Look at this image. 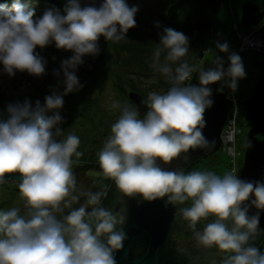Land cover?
<instances>
[{"label": "clouds", "instance_id": "clouds-1", "mask_svg": "<svg viewBox=\"0 0 264 264\" xmlns=\"http://www.w3.org/2000/svg\"><path fill=\"white\" fill-rule=\"evenodd\" d=\"M137 11L125 0H101L98 5L95 0L83 5L82 0H67L63 13L52 7L34 20V10L20 0H13L11 7L0 5V64L9 77L17 72L45 74L47 62L36 52L38 47L54 42L57 49L73 53L61 62L63 93L54 91L45 97L44 106L36 101L35 108L28 100L10 104L9 118L0 121V184L6 174L19 173L26 209L24 214L16 207L0 211V264H116L113 253L122 249L125 239L124 232L116 230L123 217L117 213V219L98 206L106 190L77 194L73 157L78 162L83 155L78 151L80 139L74 133L59 139L64 133L58 126L62 117L45 113L61 109L63 97L82 87L75 70L85 55L99 53L100 37L107 42L126 39L136 26ZM188 44L182 32L163 29L154 58L172 86L163 94L149 93L143 118L137 109L113 103L121 115L98 153L100 169L125 196L140 195L147 201L167 196L174 205L191 201L181 210V219L189 222L199 245L226 254L222 264H264V253L252 244L259 234V215L249 217L243 206L254 196L251 204L264 210V183L243 181L235 170L220 176L211 171H164L157 165L189 149L210 147L202 133L204 113L213 103L207 85L227 78L235 91L237 81L246 76L241 57L232 53L226 71L216 58L215 69L199 71L200 87L186 83L194 72L183 59ZM217 48L228 51L227 43ZM81 195L87 197L84 204L73 207ZM209 217L212 222L198 230L197 224Z\"/></svg>", "mask_w": 264, "mask_h": 264}, {"label": "rangeland", "instance_id": "rangeland-1", "mask_svg": "<svg viewBox=\"0 0 264 264\" xmlns=\"http://www.w3.org/2000/svg\"><path fill=\"white\" fill-rule=\"evenodd\" d=\"M56 1L58 2H55L54 7L58 8L61 13H63V8L67 0ZM90 2L91 0H82V5L88 4ZM100 2L101 0H95L97 5ZM125 2L129 5V7L138 8L136 14L140 16L139 18H141L142 23L148 26L147 30L152 28L157 29V22L159 25H161V20L158 18L156 13L165 14V8L163 5H161V7L158 6L159 0H125ZM245 2L255 4L260 9H262L264 4V0H227V3L218 8L215 13V29L213 31L216 34L219 33L221 37H225V40L224 42L218 41L216 39V34H214V32L212 33L213 37L215 38L213 39V44L211 47L203 50L201 57L195 60L193 64V75L195 73L197 74V72L199 74V71L206 66L205 64L207 62H212L213 59L215 60L216 58H220L222 59V62H228V57L232 53L236 54V51L234 50L235 37L234 34H232L233 29H238L239 27L240 30L245 32H248L251 29L250 27L244 29L239 26L241 5ZM20 3L26 5L29 9H33L35 8L36 0H20ZM0 5L4 4L0 2ZM8 6L11 7V4ZM44 13L45 11H36L33 19L38 20L42 18ZM218 43H227L228 51H219L217 48ZM98 47L99 53L97 55H88L85 58V61L87 62L86 66L91 68L93 66L95 57H98L99 71L101 68H104L107 62L105 59V43L99 40ZM36 52L47 62L46 67L48 74L46 76V81L42 84L41 76L36 77L29 75L27 72H17L19 76L14 80H19L20 83L13 84L12 80H10V77L3 72V65L0 64V100L9 97L12 99L11 102L13 105L15 104L14 100L18 98L19 103H23L25 100H28L31 103V106L35 108L36 101H39L41 106H44L45 97L51 95L54 91L58 93L64 92V76L63 71L61 70V62L63 60L69 59L73 53L71 51L57 49L54 42L43 49L38 47ZM189 53L190 49L188 51V55ZM188 55L186 57H188ZM238 55L241 57L246 76L245 78L239 79L237 81V87L242 90V99H245L248 97L251 89L254 87L260 73V69L256 67L255 64L264 62V59L260 53L251 50L240 52ZM112 57H110L111 60H114V56ZM79 66L75 70V75L78 77V80H80L82 77L78 70ZM111 70L112 72L105 71L104 69V75H102L95 85L88 89L84 94L77 90L64 96V104L61 109L47 111L45 113L46 116L50 117L55 112H58L62 117V123L58 126L64 130V133L62 137H59V139H63L68 134L72 133L76 134L80 139L78 151L82 152L83 155L80 157L79 161L82 163L91 164V167L86 171L85 175H83L85 181L79 188V190L83 192H90L91 188L95 186V184L103 185L110 180L103 176L102 170L99 166L98 153L111 134V126L121 115V108L127 105L129 108L135 109L134 105L129 101L127 96V94L131 92L128 84L132 82L134 86L140 90L142 94H144V100L146 101H143L145 104L148 103L149 93L156 92L163 94L166 93L171 87H166L164 85V82H167L168 78L158 71L157 61L151 62L148 73L141 77L132 74V70L130 71L129 69L121 68L119 65L113 64L111 66ZM54 72H59V75H54ZM118 76L122 80L123 84L121 83V88L123 90H120L118 86L120 84L116 81V77ZM134 92L142 96L141 93L136 91ZM82 100L85 101L87 106V113H85L84 119L77 117L81 113L80 101ZM114 102H119L121 108H113L112 105ZM146 113L147 112L145 111L142 115H140V118H143ZM0 121L5 120L1 119L0 117ZM239 129L240 134L238 135L235 144V152H237V156H239L238 159L237 156L235 159V161L238 163L236 166L237 175L239 173L243 159L245 137L248 130L250 129V127L247 126V122L244 120V115L239 121ZM73 158L76 161V158ZM75 161L73 166L77 165ZM230 163L231 159L228 157V155L223 150H218L211 157L197 161L192 165L194 166L195 171H211L217 175L223 176L229 171ZM7 190L2 186L0 187V201L3 203L0 207V211H6L12 207H16L20 209L21 214H24L23 210L25 209V201L23 200L20 192L15 193L14 191L13 194L15 193V196L11 198L12 192ZM107 193L108 192H106V194ZM190 205L191 201L185 203L177 202L176 208L178 212H181L183 208L190 207ZM213 219V217H209L207 220H201L197 226L212 222ZM183 224V226H185L183 227V230L186 232L190 231L191 228L188 227L189 222L184 220ZM225 255L226 254L221 252L218 248L212 247L202 255L199 264H222V259Z\"/></svg>", "mask_w": 264, "mask_h": 264}, {"label": "water", "instance_id": "water-1", "mask_svg": "<svg viewBox=\"0 0 264 264\" xmlns=\"http://www.w3.org/2000/svg\"><path fill=\"white\" fill-rule=\"evenodd\" d=\"M258 10L259 7L255 4L243 3L239 26L244 29L258 26L264 16V4L261 12ZM255 66L260 69L259 76L248 97L241 101L244 120L250 123L251 127L245 137L238 178L248 182L264 183V62L257 63ZM228 67V64L223 62L225 71ZM215 68L216 63L213 60L203 70ZM221 81L207 85L211 90L209 98L213 103L204 113L206 123L202 133L210 147L189 149L187 153H182L186 161L178 162L174 159L165 164L158 160L157 165L162 170L171 171L176 168L182 172L184 167L211 157L220 149L222 128L232 112L231 100L227 99V92L225 90L221 92ZM193 86H201L199 76ZM127 96L139 115H142L147 108L142 96L135 92H129ZM12 182L19 187V183L22 182L21 175L19 173L6 174L4 183ZM252 199L254 196L250 197V200L246 201L243 206L248 208L249 217L259 215V234L252 241L253 244L264 236V210L255 208L251 204ZM113 212L123 217V223L117 225L116 230L123 231L125 234L122 249L113 253L116 264H194L196 258L209 249L199 245L194 237L185 252L178 250V243L181 241L176 240L174 236L175 232L181 228V221L184 219H181L176 205L168 203L167 196L147 201L140 195L128 197L120 192Z\"/></svg>", "mask_w": 264, "mask_h": 264}, {"label": "trees", "instance_id": "trees-1", "mask_svg": "<svg viewBox=\"0 0 264 264\" xmlns=\"http://www.w3.org/2000/svg\"><path fill=\"white\" fill-rule=\"evenodd\" d=\"M0 2L4 5H10L12 4L13 0H0ZM55 2L58 1L36 0L35 8L31 10H34L35 14L36 11L38 12L46 11L49 8L54 7ZM225 3H227V0H159L158 6L159 7H161V5L164 6L165 14L156 13L158 18L161 20V25L160 27H157V29L152 28L150 30H147L148 26L142 23L141 18H139L140 16L136 14L135 15L136 26L128 30V32L126 33L125 40H121L119 42H113V41L107 42L104 39V37H100L99 40L104 42L106 45L105 59L107 63L105 64L104 68H101L98 71V65H99L98 57H95L93 66L91 68H88L86 66L87 62L85 61V58L88 55H85L83 57V64H81L78 69L79 73L82 75L81 79L79 80L80 85H82V87L79 89V92L84 94L88 89L92 88L95 85V83L99 80V78L102 75H104V71H103L104 69L105 71L112 72L111 66L113 64L119 65L121 66V68L124 69H129L130 71L132 70L133 71L132 74H135L139 77L147 74L149 71L150 63L156 61L154 58L155 51L157 47L160 46L159 45L160 34L163 33V29L165 27L172 28L178 32H182L185 36L188 37L189 39L188 49H190V53L188 57L183 59L186 60L190 66L193 67L195 60L201 57L202 51L212 46L213 44L212 33L214 32L213 30L215 29L214 28L215 13L217 9L220 8L222 5H224ZM111 55L114 56V60L113 59L111 60L110 58L112 57ZM163 62H164V54L162 53L160 58V63ZM175 67L176 65L174 64L173 68ZM47 74L48 71L46 67L45 74L41 76L42 84L46 81ZM18 76H19L18 73H16L14 77H10V80H12L13 84L20 83L19 80L17 81L14 80ZM225 80H222L221 83L222 90L226 89ZM116 81L117 83L120 84L118 85L120 90H123L121 88L122 80L119 78V76L116 77ZM193 83L194 81L192 82V85ZM164 85L166 87L172 86L169 79L167 82H164ZM128 86L132 92L136 91L141 93V91L138 90L132 82L128 84ZM142 98L143 100L145 99L144 94H142ZM18 99L14 100L15 104L19 103ZM11 100L12 99L9 97L0 100V107H1L0 117L5 121L9 118V113L7 111V108L10 104H12ZM80 104H81V113L77 117L84 119L85 118L84 115L85 113H87V106L84 100L80 101ZM148 110L149 109L147 108L146 112ZM243 115L244 112L241 109L239 121L241 120ZM247 126L250 127L251 124L247 123ZM73 160L75 161L74 158ZM75 163H77V165L73 166V171L77 178V194L84 193L83 191H80L79 188L81 184L85 181L83 175H85L86 171L91 167V164L82 163L81 161ZM191 171H195L193 165H191V167H189L186 170V173ZM1 186L4 187L6 190L8 188L7 191L12 192L11 198L15 196L14 195L15 193L19 192V187L15 183H4L1 184L0 187ZM105 190L108 193L102 196L100 205L98 206L104 207L105 209H108L113 212V207L117 200V187L115 184L111 182V180H109L107 183L103 185L95 184V186L91 188L90 192H101ZM14 191L15 193L13 194ZM86 199H87L86 196L81 195L79 203L73 204V207H79L81 204H84ZM2 204H3L2 201H0V207ZM25 211L26 209L23 210L24 213ZM67 211H69V209H65V214L67 213ZM113 214L116 215L114 212ZM58 215L60 218V214ZM118 218L119 216H117V219ZM186 234H189V232H186ZM253 245L257 247L262 253H264V236L260 237L257 240V242H255Z\"/></svg>", "mask_w": 264, "mask_h": 264}, {"label": "built area", "instance_id": "built-area-1", "mask_svg": "<svg viewBox=\"0 0 264 264\" xmlns=\"http://www.w3.org/2000/svg\"><path fill=\"white\" fill-rule=\"evenodd\" d=\"M232 34L235 37V50L236 54L244 51H256L260 53L264 59V17L262 18L260 24L255 29L248 32L239 31L237 28L233 29ZM216 39L220 42L224 41V37H221L219 33L216 34ZM230 65V61H229ZM186 83H190V80ZM226 90L228 93V99L231 100V117H228L221 133V143L222 150L231 159L230 171L234 169V161L236 159L237 153L235 152V141L239 134L238 130V120L240 115V90L237 87L235 91H232L228 87L226 80ZM229 171V172H230Z\"/></svg>", "mask_w": 264, "mask_h": 264}, {"label": "flooded vegetation", "instance_id": "flooded-vegetation-1", "mask_svg": "<svg viewBox=\"0 0 264 264\" xmlns=\"http://www.w3.org/2000/svg\"><path fill=\"white\" fill-rule=\"evenodd\" d=\"M260 11H261V9L259 8V12H260ZM242 97H243V95L241 96V98H242ZM176 159L178 160V162H181L182 160H183V161H186L185 156L182 155V154H181L178 158H176ZM189 167H191V165H188V166L184 167L182 172L186 173V170H187ZM171 171H179V170H176V168H175V169H172ZM111 182L115 184V182H114L113 180H112ZM119 195H120V190L117 188V198L119 197ZM118 219H119V218H118ZM183 221H184V220L181 221V228H180L178 231L175 232V236H174V237H175L176 240L181 241V242L178 243V244H179V245H178V250H179V251H184V252H185V251L188 249V246L190 245V242H191L192 238L195 237V234H194L193 230L187 231V232H189V234H186V231L183 230V227H185V226H183V225H184V224H183ZM209 223H210V222H209ZM206 224H207V223L200 224L199 226H197V228H198L200 231H202L204 225H206ZM209 249H210V248H209ZM207 251H208V250L202 252V253L196 258V261H195L194 264H199L200 258H202V255H203L205 252H207Z\"/></svg>", "mask_w": 264, "mask_h": 264}, {"label": "bare ground", "instance_id": "bare-ground-1", "mask_svg": "<svg viewBox=\"0 0 264 264\" xmlns=\"http://www.w3.org/2000/svg\"><path fill=\"white\" fill-rule=\"evenodd\" d=\"M251 29H255L256 27H250Z\"/></svg>", "mask_w": 264, "mask_h": 264}]
</instances>
